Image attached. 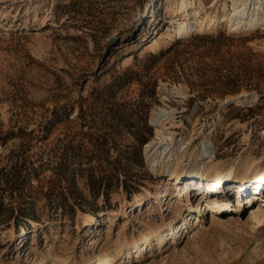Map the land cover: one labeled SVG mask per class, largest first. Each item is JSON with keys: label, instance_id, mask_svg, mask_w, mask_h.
<instances>
[{"label": "rangeland", "instance_id": "rangeland-1", "mask_svg": "<svg viewBox=\"0 0 264 264\" xmlns=\"http://www.w3.org/2000/svg\"><path fill=\"white\" fill-rule=\"evenodd\" d=\"M178 1L0 0V264H41L42 255L44 264H264V226L252 225L250 209L218 223L188 214L203 192L192 190L197 179L185 196L188 178L150 165L163 159L146 144L171 134L191 169L204 143L222 170L264 168V23L234 32L223 21L167 44L182 20ZM193 1L205 18L224 0ZM244 94L250 101L236 104ZM158 108L172 117L157 136ZM173 223L180 230L161 253L155 240L127 254L150 228Z\"/></svg>", "mask_w": 264, "mask_h": 264}, {"label": "bare ground", "instance_id": "bare-ground-1", "mask_svg": "<svg viewBox=\"0 0 264 264\" xmlns=\"http://www.w3.org/2000/svg\"><path fill=\"white\" fill-rule=\"evenodd\" d=\"M211 6L215 7L216 13L203 18L200 16V10L203 9V5L201 3L195 7V2L193 0H179L174 7V12L176 14L183 13L182 20H180L177 23V26L173 28L175 29L173 33H166L168 38L166 43L169 44L170 40L175 39L173 37L175 33L188 34L194 28L203 32L205 29L220 26V22L223 21H225L228 30L234 32H239L254 27V25L258 24L260 21L264 23V0H224L222 5L218 7L215 6V3L213 2L211 3ZM197 22L198 24H196ZM171 23H173V20ZM167 30H170V28L168 27ZM158 46H160V41L154 40L148 47L152 50ZM241 96L234 97L236 104L250 101V97L246 94ZM224 110H226V108ZM171 117L172 115L165 112L163 108L153 110L151 120L155 124V132L157 136L160 135V127L158 124L163 125L164 120H167ZM163 136L165 135L161 134V138L159 137L161 139V144L159 146H156V142L153 141L148 142L145 146L147 151L155 148L156 151H154L158 153V157H162L163 159V162H160V166L157 167L155 163L158 161V159L154 160V157L152 156L150 165L155 173L162 174L168 171L169 179H175V181H179V178H188V182H186V185L183 188V190L186 189L183 191L185 196L189 195L187 188L190 187L189 185L192 183L190 180L194 178L197 179V182L195 183V187L193 186L192 190L197 191L198 189L203 191L201 193L194 192L198 202L191 203V205L189 203V206L186 209L188 210V214L202 210L205 215L209 214L211 216V222L215 223L216 219H218V223L220 219H223L226 216L227 211H230V213H242V208L243 210L250 209L249 218L253 223L252 225L261 227L262 225L264 226V168L258 169V164L252 165L248 163L242 168L229 166L225 170H222L220 163L213 162L215 160V151H210V146L207 143H204L200 154L201 162L196 164L197 166L191 169L186 163L183 164L182 160V157H184L186 154L184 150L187 148V146L183 147V150L179 152L182 142H177L176 145L174 143L173 135L169 134L168 136ZM167 137L169 139L168 141L170 142L165 141L162 143V140H166ZM232 184L237 188L235 190V198L233 199L228 196L230 189L227 188ZM256 187H258L259 190H255ZM212 189L219 191L220 195L210 196V199L206 200L207 196L205 195V192ZM250 190H253V192H249ZM248 192L249 194H253L249 195L247 194ZM147 198V194L140 195L137 200L138 202L135 204L132 203L131 205L134 208L138 207L139 205H144ZM253 199L260 200L258 203L259 206L256 207V209H254L255 204L250 206L252 202H255ZM202 202L205 204L203 206H199V203ZM213 211H215V213H213ZM185 216L183 217L184 219ZM202 218L204 219L205 217L202 216ZM95 220L97 219L94 218V216H91L83 219L82 221L86 226L93 224ZM42 226L43 224L35 226L33 230H39ZM169 226V228L160 231L154 227L150 228L149 231L140 237L139 241H135L131 247V251L128 250L127 254L129 255L131 253H135L136 257L142 256L144 252H147L148 249L152 247L155 240L157 241H155V254L161 253L168 243L169 235L175 233L176 230H178L179 223H173ZM80 228L81 227H78V229ZM21 229L22 233L26 232L24 227ZM47 251L48 250H42L41 252ZM46 258L47 257L44 258L42 255V259L40 260L41 264H44V260ZM105 262H107V264H123L125 260L119 258ZM30 264H33V262Z\"/></svg>", "mask_w": 264, "mask_h": 264}, {"label": "trees", "instance_id": "trees-1", "mask_svg": "<svg viewBox=\"0 0 264 264\" xmlns=\"http://www.w3.org/2000/svg\"><path fill=\"white\" fill-rule=\"evenodd\" d=\"M150 56H151L152 58H154V57H156V54H155V53H151ZM92 191L94 192L95 189H93Z\"/></svg>", "mask_w": 264, "mask_h": 264}]
</instances>
